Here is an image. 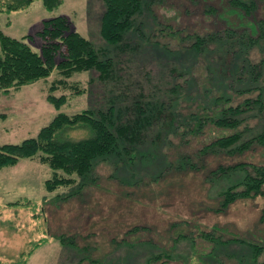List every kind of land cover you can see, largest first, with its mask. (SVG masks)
Listing matches in <instances>:
<instances>
[{
    "label": "rangeland",
    "instance_id": "obj_1",
    "mask_svg": "<svg viewBox=\"0 0 264 264\" xmlns=\"http://www.w3.org/2000/svg\"><path fill=\"white\" fill-rule=\"evenodd\" d=\"M144 5L117 45L101 33L104 0H63L53 9L34 0L0 13L5 33L40 52L45 19L65 15L115 63L110 79L92 69L64 84L55 66L47 77L0 89V144L37 136L59 112L113 107L121 123L133 122L139 107L153 112L137 143H121V153L96 161L87 177L73 174L72 185L47 190L54 171L39 156L1 167L0 264H264V184L224 205L228 188H245V169L234 166L250 174L264 166V0ZM50 94H65V103L57 108ZM239 105V115L226 114L235 126L215 122ZM235 133L249 145L210 147Z\"/></svg>",
    "mask_w": 264,
    "mask_h": 264
},
{
    "label": "trees",
    "instance_id": "obj_2",
    "mask_svg": "<svg viewBox=\"0 0 264 264\" xmlns=\"http://www.w3.org/2000/svg\"><path fill=\"white\" fill-rule=\"evenodd\" d=\"M34 0H0V13L18 10L29 6ZM63 0H43L47 9L56 8ZM105 9L101 19V33L112 44H120L136 27V18L144 9V0H104ZM44 38L41 52L35 50L26 37L17 38L5 33L0 17V89L8 91L13 87L34 82L51 74L54 67L60 69L65 80L75 72L97 69L100 76L110 79L115 69V63L102 48L97 47L90 39L76 30L70 19L65 15L45 19L43 29L39 32ZM200 39L193 47L199 50ZM59 56V61L56 57ZM239 70V67L237 68ZM235 70L233 71V73ZM51 89H55L52 85ZM57 108L66 101L65 94L48 96ZM262 98L255 104H260ZM249 103V102H248ZM242 105L227 107L223 114L215 118L222 126H235L237 121L230 120L239 115ZM138 117L129 123L118 121L116 110L108 111L85 109L75 114L59 112L54 119L42 127L38 135L18 143L0 144V168L17 164L22 158L38 157L47 163L54 171L51 178L45 182L49 191L61 185H72L79 177H87L96 161L112 154L121 153V143L130 141L137 143L144 125L142 119L149 120L153 112L143 113L139 107ZM144 119V120H146ZM75 127H89L92 135L83 139L73 140L65 135V131ZM241 134L235 133L218 138L210 147L238 150L249 144H239ZM123 149L125 147H122ZM235 170L245 169L244 189L228 188L224 192V205L241 195L258 193L264 184V166L255 167V174L248 173L244 164H238ZM22 258L17 264H25Z\"/></svg>",
    "mask_w": 264,
    "mask_h": 264
}]
</instances>
